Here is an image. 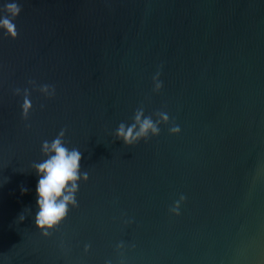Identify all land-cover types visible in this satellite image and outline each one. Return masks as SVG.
<instances>
[{
	"label": "water",
	"instance_id": "1",
	"mask_svg": "<svg viewBox=\"0 0 264 264\" xmlns=\"http://www.w3.org/2000/svg\"><path fill=\"white\" fill-rule=\"evenodd\" d=\"M17 3V38L0 34V264H264V0ZM29 79L56 95L33 91L23 121ZM138 109L169 125L125 145ZM61 128L89 178L43 237L32 165Z\"/></svg>",
	"mask_w": 264,
	"mask_h": 264
},
{
	"label": "clouds",
	"instance_id": "2",
	"mask_svg": "<svg viewBox=\"0 0 264 264\" xmlns=\"http://www.w3.org/2000/svg\"><path fill=\"white\" fill-rule=\"evenodd\" d=\"M21 12V6L17 0H4L0 4V34L5 38L15 40L18 32L15 19ZM160 69L152 75L153 91L159 92L163 87L160 79ZM31 87L15 88L13 95L21 98L19 103L20 116L23 121H27L30 112L33 110L32 92L38 90L48 98L55 97L56 88L54 85L43 83L37 85L32 79L27 81ZM40 108L43 110L44 105ZM170 117L166 111H159L155 118L145 115L143 109H138L130 125L120 123L116 130V138L125 145H134L140 141H148L150 137L160 134L161 125H169ZM25 127H30L25 124ZM170 135H178L181 128L178 124L168 127ZM66 129L61 128L51 140H43L40 151L44 159L32 165L37 180L35 184L36 211L34 215V226L43 237L51 234L59 228L67 218L70 207L77 206L76 193L79 190L81 181L87 182L89 176L87 171H81L82 153L78 148L68 147L64 142ZM22 192L27 189L22 188ZM185 200L184 195H180L179 200L174 201L170 209L176 216L180 215V203ZM21 221L24 219L20 217ZM87 248V246H86ZM106 264L110 262L106 261Z\"/></svg>",
	"mask_w": 264,
	"mask_h": 264
}]
</instances>
